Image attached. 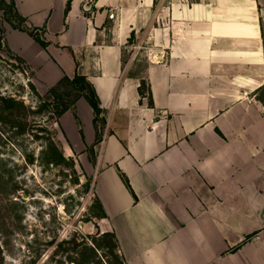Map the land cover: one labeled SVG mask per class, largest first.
Instances as JSON below:
<instances>
[{
    "label": "crops",
    "instance_id": "crops-1",
    "mask_svg": "<svg viewBox=\"0 0 264 264\" xmlns=\"http://www.w3.org/2000/svg\"><path fill=\"white\" fill-rule=\"evenodd\" d=\"M67 1L13 0L46 47L0 34L36 85L94 88L105 124L88 175L124 261L264 264V0ZM74 111L60 126L90 146L92 109Z\"/></svg>",
    "mask_w": 264,
    "mask_h": 264
},
{
    "label": "rangeland",
    "instance_id": "rangeland-1",
    "mask_svg": "<svg viewBox=\"0 0 264 264\" xmlns=\"http://www.w3.org/2000/svg\"><path fill=\"white\" fill-rule=\"evenodd\" d=\"M7 26L1 12V34ZM15 58L1 40L0 97L13 98L23 108L0 106V111L6 112L0 115V264L82 263L83 250H72L70 240L78 243L102 231V220H90L87 215L93 200L87 163L93 162L102 127H94L95 141L90 146L72 141L60 126L62 115L58 117L56 111L60 101L69 105L74 100L73 90L62 85L56 91L60 99H56L50 91L55 85H36L25 61ZM261 97L264 99V92ZM76 101L68 109L75 121ZM9 113L15 115L14 120ZM42 128L49 130L63 155L73 160L75 172L67 166H39L40 141L35 136L45 137ZM31 157L34 161L29 163Z\"/></svg>",
    "mask_w": 264,
    "mask_h": 264
},
{
    "label": "trees",
    "instance_id": "trees-1",
    "mask_svg": "<svg viewBox=\"0 0 264 264\" xmlns=\"http://www.w3.org/2000/svg\"><path fill=\"white\" fill-rule=\"evenodd\" d=\"M70 6V1L68 0L65 6V14L67 13ZM0 11L2 15L5 17V20L8 24L13 27L14 29H18L20 31L26 32L30 37H32L35 41H37L42 47L47 46V42L43 38L44 28H28L26 26V19L23 18L16 10L14 6L13 0H9L6 2L4 0H0ZM10 15V17H9ZM15 20H14V19ZM2 40V35L0 34V41ZM19 62H22V59L16 56L15 58ZM67 85L68 88L73 90L74 92V100L69 104L66 105L60 101L59 107L57 108L56 115L59 117L65 111L69 109V106L72 105L76 99L79 97H83L93 112V125L95 128L98 126L102 127L105 124V117L104 111L100 108L99 99L94 91L92 85L86 80V78L82 75L75 74L72 79H68L67 77H63L59 82L53 86L50 91L52 92L53 96L56 99H60L59 95L57 94V90L62 86ZM30 89L35 91L32 85L29 86ZM264 92V86L262 89ZM139 94L144 95V87L143 84L139 87ZM260 101L264 103L263 97H259ZM0 106L4 107L5 109L9 108H23V105L14 100L13 98H3L0 97ZM1 110V107H0ZM5 110L0 111V115L5 114ZM9 116L12 120H14L15 115L9 113ZM1 121V120H0ZM16 127V126H12ZM42 131L45 133V137L35 136L36 140L40 142V150L37 156V162L39 166L45 168L52 166H67L73 172L74 170V162L71 158H66L58 144L50 137V132L47 128H42ZM99 142V138L96 141V144ZM29 163L34 161V158L31 157L27 160ZM120 178L126 188L133 194L130 185L128 183L127 178L122 174L119 173ZM75 182L78 183V179L75 178ZM86 190H88V182L84 183ZM87 215L90 217V220H103L106 219V213L99 202L96 196H93L92 203L87 207ZM96 226V225H95ZM254 234L247 236L246 240L249 239ZM87 240L82 239L81 242H75L74 239L70 240L72 242V250H83V260L82 263H77L76 260H70L71 263L74 264H101V260L103 259L104 264H127L122 256L120 255L118 242L117 239L112 232L107 231H100L97 230L93 236L87 235ZM106 260H105V259ZM110 258L111 261L108 259ZM101 259V260H100Z\"/></svg>",
    "mask_w": 264,
    "mask_h": 264
},
{
    "label": "built area",
    "instance_id": "built-area-1",
    "mask_svg": "<svg viewBox=\"0 0 264 264\" xmlns=\"http://www.w3.org/2000/svg\"><path fill=\"white\" fill-rule=\"evenodd\" d=\"M130 48H131V50H132L133 53L136 52V51H141V50L144 51V50L147 49L145 46H143L141 44V42H137V43L131 44L130 45Z\"/></svg>",
    "mask_w": 264,
    "mask_h": 264
}]
</instances>
